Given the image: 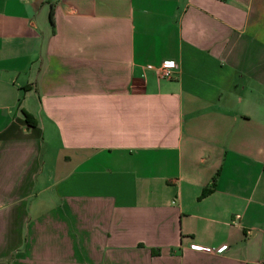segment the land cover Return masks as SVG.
Listing matches in <instances>:
<instances>
[{"label": "crops", "instance_id": "1", "mask_svg": "<svg viewBox=\"0 0 264 264\" xmlns=\"http://www.w3.org/2000/svg\"><path fill=\"white\" fill-rule=\"evenodd\" d=\"M261 261L264 0H0V264Z\"/></svg>", "mask_w": 264, "mask_h": 264}, {"label": "built area", "instance_id": "2", "mask_svg": "<svg viewBox=\"0 0 264 264\" xmlns=\"http://www.w3.org/2000/svg\"><path fill=\"white\" fill-rule=\"evenodd\" d=\"M175 68L174 64L171 62L163 63L158 69V74L161 77H169L171 70ZM194 249H200L198 246H192ZM207 250V249H206ZM256 264H264V261L257 262Z\"/></svg>", "mask_w": 264, "mask_h": 264}, {"label": "rangeland", "instance_id": "3", "mask_svg": "<svg viewBox=\"0 0 264 264\" xmlns=\"http://www.w3.org/2000/svg\"><path fill=\"white\" fill-rule=\"evenodd\" d=\"M47 194L44 192L43 194L40 195V197H45Z\"/></svg>", "mask_w": 264, "mask_h": 264}]
</instances>
